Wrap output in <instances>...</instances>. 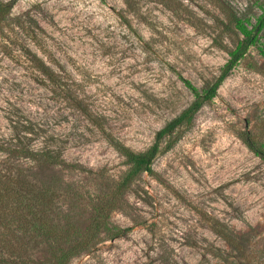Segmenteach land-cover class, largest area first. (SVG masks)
I'll return each instance as SVG.
<instances>
[{"label": "rangeland", "instance_id": "1", "mask_svg": "<svg viewBox=\"0 0 264 264\" xmlns=\"http://www.w3.org/2000/svg\"><path fill=\"white\" fill-rule=\"evenodd\" d=\"M261 1L18 0L8 21L19 17L20 29L0 38V139L25 134L57 148L84 171L60 166L56 177L107 196V178L120 181L128 165L105 133L148 148L193 100L181 78L202 89L219 75L240 37L230 12L254 22ZM246 131L264 143V58L254 46L155 158L154 173L121 194L108 223L127 233L102 234L68 264H264V162Z\"/></svg>", "mask_w": 264, "mask_h": 264}, {"label": "trees", "instance_id": "2", "mask_svg": "<svg viewBox=\"0 0 264 264\" xmlns=\"http://www.w3.org/2000/svg\"><path fill=\"white\" fill-rule=\"evenodd\" d=\"M17 1L0 0L2 40L7 27L20 29L19 17L8 21ZM258 8L259 13L254 22L236 12H230V21L240 37L234 47L228 50V58L219 75L202 89L188 79L181 78L192 93L193 100L156 132L148 148L134 151L119 139L105 133L109 143L128 165L120 181L107 178V196L82 194L75 185L56 177L55 169L60 166L70 171H84L75 164L68 166L57 148L32 145V138L25 134H17L8 140L0 139V154L4 155L0 158V264H68L72 258L89 252L102 234L111 238L125 235L129 228L109 225L108 217L111 211L122 205L121 194L133 178L142 172L154 173L152 164L155 158L177 141L179 129L189 126L196 112L214 98L221 83L250 47H256L264 58V0ZM24 53L31 54L27 48ZM34 61L39 74L54 81L56 75L53 70L38 57ZM31 130L25 127L26 132ZM240 137L264 162V143L254 140L247 131L242 132ZM47 170L50 175H47ZM89 173L92 171L88 170ZM62 196L70 201L67 208L62 205ZM73 202H83L79 212L72 209ZM226 239L231 243L229 238Z\"/></svg>", "mask_w": 264, "mask_h": 264}]
</instances>
